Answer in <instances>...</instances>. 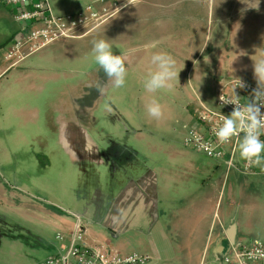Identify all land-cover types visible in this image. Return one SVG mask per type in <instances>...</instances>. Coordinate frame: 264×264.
I'll use <instances>...</instances> for the list:
<instances>
[{
    "label": "rangeland",
    "instance_id": "rangeland-1",
    "mask_svg": "<svg viewBox=\"0 0 264 264\" xmlns=\"http://www.w3.org/2000/svg\"><path fill=\"white\" fill-rule=\"evenodd\" d=\"M53 1L60 3L58 8L66 9V13H76L94 0H50L54 7ZM70 1L76 6L71 7ZM220 1L137 0L136 5L143 9L130 13L128 19L147 27L140 37L125 44H111L114 54L125 57L128 68L126 84L119 89L112 86L92 53V41L107 38L106 33H101L107 32V21L82 40L68 41L59 47H50V43L4 71L0 75V204L1 196H32L36 200L60 199L63 204L59 205L75 210L82 204L77 200L82 196H89L90 202L91 196L100 193H119L120 168L126 167L128 175H135L130 162L142 149L139 135H156L163 125L181 128L180 114L176 113L178 124L171 120L162 123L161 118L148 115L147 105L155 99L164 111L171 112L176 105L168 104L169 100L183 102V106L191 102L190 107L201 100L215 107L214 87L208 74L199 82L200 87L195 78L198 70L207 67L208 59L212 66L219 65V53L228 61L224 66L231 74L226 75L227 81L240 78L257 87L253 64L264 51V13L236 47L241 19L235 13L244 10L232 6L233 10L218 14ZM9 9L0 2V34L4 38L16 35L21 27L14 18L16 23L7 22L5 14H9ZM98 30L101 31L94 32ZM139 30L133 26L130 32ZM219 30L223 34L218 49ZM151 41L160 43L156 48L145 49L143 46ZM244 44L248 50L240 55ZM7 45L4 42L1 46L5 53ZM160 51L176 59L179 80L172 90L151 93L143 87V80L155 70L151 55ZM5 65H11V61L6 60ZM223 78L221 81L226 80ZM98 83L105 89L103 94L97 91ZM116 157L119 160L114 162ZM242 161L239 157L238 162ZM258 190L264 196V183L259 184ZM244 193L254 196L250 183L245 184ZM252 239L264 245V226L244 237L246 241ZM46 255L47 251L41 249L32 264L43 262Z\"/></svg>",
    "mask_w": 264,
    "mask_h": 264
},
{
    "label": "crops",
    "instance_id": "crops-1",
    "mask_svg": "<svg viewBox=\"0 0 264 264\" xmlns=\"http://www.w3.org/2000/svg\"><path fill=\"white\" fill-rule=\"evenodd\" d=\"M48 3L55 15L67 12L58 8L60 3L54 2V7L50 0ZM245 3L252 6V0H244V3L242 0H221L216 8L218 14L233 10V7L244 10L235 13L241 19L236 30V47L246 31L247 35L253 31L260 13H264V0H260L259 10ZM71 4V7L76 6L73 2ZM136 4L119 13L124 12L122 15L117 14L107 20V32H94L106 33V40L112 45L119 42L125 44L140 37L146 24H134L128 19L130 13L143 9ZM11 15V10L5 14L7 22L16 23ZM157 18L170 20V17ZM133 26L140 30L130 32ZM91 33L60 39L49 46L59 47L68 41L73 43ZM222 34V30L217 32L218 49ZM14 35L4 38L0 34V75L11 66L5 65V50L1 46L4 42H8L9 46ZM240 50V55L245 54L248 45L244 44ZM222 55L219 53V65L215 63L212 66L211 59H208L207 67L198 70L195 78L197 87H200L199 82L208 74L207 78L214 87L215 107L201 100L193 107H190L191 102L183 106V102L167 101L176 107L171 112L170 109L165 110L161 122L171 120L178 124L180 114L181 128H165L163 125L156 135L153 132L139 135L142 149L130 162V169L135 170V175H128L126 167L124 170L120 168L122 174L118 180L122 187L119 193L111 196L100 193L91 196L90 202L89 196H82L77 199L82 204L75 210L59 205L62 203L60 199L1 196L0 264H32L41 249L47 251V258L57 254L66 245L75 216L85 223L90 240L107 243L121 254H145L149 256L146 264H219L222 253L234 241L244 240L247 233L254 234L260 230L264 226V196H260L258 186L264 183V171L257 167L256 173H245L244 161L241 164L238 162L239 153L233 165L228 166V157L224 160L211 159L184 144L187 128L195 127L202 131L198 122L201 104L216 108L217 88L224 76L223 79H227L226 75H231L227 68L224 69L228 61L226 57L223 60ZM117 159L113 161L117 162ZM247 183H250L254 196L244 193ZM68 203L72 205V202ZM59 233L65 236L64 241L56 238Z\"/></svg>",
    "mask_w": 264,
    "mask_h": 264
},
{
    "label": "built area",
    "instance_id": "built-area-1",
    "mask_svg": "<svg viewBox=\"0 0 264 264\" xmlns=\"http://www.w3.org/2000/svg\"><path fill=\"white\" fill-rule=\"evenodd\" d=\"M9 7L14 20L21 23L19 31L12 39L5 53V59L11 61V66L23 57L35 53L50 43L67 38L83 36L98 28L113 16L119 14L131 4L127 0H96L76 12L64 15H55L48 0H0ZM222 82V81H221ZM236 84V80L227 79L222 82L216 91V108H209L201 104L198 112V122L201 130L195 127L186 129L184 144L204 156L224 160L232 166L238 147L235 138L231 143L218 145L213 134V128L220 123L221 115H230L234 105H224L219 97L231 98L230 91ZM246 87L235 89L240 96V103L246 104L251 98V93L256 88L246 84ZM264 111V109H262ZM199 134L200 139L193 137V132ZM261 140H264L262 135ZM206 146V147H205ZM245 173H256L257 167H250ZM64 235L59 233L56 238L64 241ZM136 256L134 264H146L149 256L137 252L121 254L107 243L90 240L87 235V227L79 216H75V222L71 232L67 236V242L59 252L46 258L39 264H124L126 259ZM219 264H264V245L256 239L249 241H234L222 253Z\"/></svg>",
    "mask_w": 264,
    "mask_h": 264
},
{
    "label": "clouds",
    "instance_id": "clouds-1",
    "mask_svg": "<svg viewBox=\"0 0 264 264\" xmlns=\"http://www.w3.org/2000/svg\"><path fill=\"white\" fill-rule=\"evenodd\" d=\"M137 0H127V4H134ZM244 3V0H242ZM260 0H252V6L248 7L259 10ZM160 41H151L143 47L156 48ZM92 53L95 63L103 70L105 76L111 81L114 88L119 89L125 86L128 68L125 57L116 55L112 51V45L106 39L92 41ZM259 59L254 61L253 74L257 87L251 93L249 101L242 105L239 95L235 89L246 87L240 78L236 79V84L232 89V97L225 98L222 94L219 99L224 105H234L230 115H221L220 123L213 128L218 145L231 143L235 138L240 159L245 162V170L250 167H260L264 171V51L259 53ZM151 63L155 65V70L150 71L143 80V87L151 93L160 90H172L174 82L179 80L180 71L177 69L176 59L168 52L160 51L151 55ZM97 91L101 94L105 89L103 85L97 84ZM147 113L150 117L160 119L164 115L163 106L155 99L147 105ZM193 137L199 140V134L193 132ZM206 147V146H205ZM136 256L126 259L124 264H134ZM119 264V262H117Z\"/></svg>",
    "mask_w": 264,
    "mask_h": 264
}]
</instances>
